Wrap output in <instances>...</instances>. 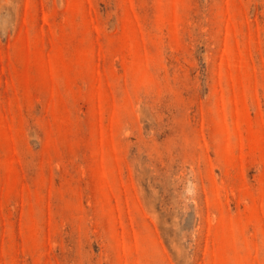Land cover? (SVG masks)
I'll list each match as a JSON object with an SVG mask.
<instances>
[{"label": "rangeland", "instance_id": "rangeland-1", "mask_svg": "<svg viewBox=\"0 0 264 264\" xmlns=\"http://www.w3.org/2000/svg\"><path fill=\"white\" fill-rule=\"evenodd\" d=\"M0 264H264V0H0Z\"/></svg>", "mask_w": 264, "mask_h": 264}]
</instances>
